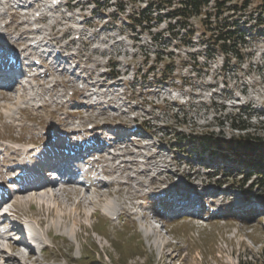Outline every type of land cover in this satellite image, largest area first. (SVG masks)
Returning a JSON list of instances; mask_svg holds the SVG:
<instances>
[{"label": "rangeland", "instance_id": "1", "mask_svg": "<svg viewBox=\"0 0 264 264\" xmlns=\"http://www.w3.org/2000/svg\"><path fill=\"white\" fill-rule=\"evenodd\" d=\"M5 1L2 5L0 4V18L4 17L5 22L8 21L6 13L9 12H13V14L16 11L28 12L32 17H35L36 11L44 10L45 20L43 22L45 23L42 24L43 27L49 28L55 25L49 35L51 42L65 48L69 42L65 56L74 55L77 57L81 64L80 68L86 67V74L91 78V81L97 80V76L105 70L102 68L108 57L117 61L116 69L121 73L120 78L114 81H110L107 74L100 77L99 82L104 80L106 85L100 87V95L96 97L102 100V103L95 107L90 106L94 101L77 93L78 84L74 83L77 77L69 76L66 72H59L57 75L60 78L65 77L64 82L67 87L64 89L63 86H57L54 90V97L49 84L36 88L35 92L33 88L26 89L20 84L13 85L11 90L0 89V143L3 148L9 147V150L17 147L12 154L13 163L9 166L17 164L18 161L21 162V153L18 151L20 149L22 151L21 143L15 142L14 138L26 137L25 141H28L31 137L46 135V129H41L40 122L45 124L46 120L50 122V115H54L51 122L55 130L67 128L71 123L77 125L80 121L87 124L100 121L99 124H108L110 129L113 124L114 126L131 125L132 118L137 115L140 120L149 121L148 128L156 135L155 138H150L151 132L146 134L140 131L141 136L137 138L142 142L144 141L142 137H148L146 142H150L148 147L151 146V152L157 151L158 153V157L154 160L159 163L157 168H164V172L162 171L161 175L155 178L156 165L150 161L154 155L147 158L139 150L138 154L130 155L132 159L129 160V163H125V160L122 159L112 169L111 174L116 173L117 175L116 183L118 185L116 184L115 187L118 188H115L116 191H114V180L113 184L98 189L90 185V176H86L88 179L86 183L89 186L85 187V190L77 189L76 192H70L75 196V199H77L76 193L81 192L80 197L83 198L81 209L85 211V215L80 217L77 224H74L73 221L67 223L63 218L61 220L62 210L58 212L60 217L58 215L52 217L53 212L46 205L44 209L37 205V208L29 210L27 205L29 202H24L17 209L23 216H37L36 221L41 218L43 221L41 227L53 230L50 235L54 232L62 234L60 238L53 239L52 242L51 238L49 241L45 237L50 244L46 258L53 259L54 263L56 261L59 264H88L90 262L86 263L81 259V251H84L92 253L97 258L92 261L94 264H102L99 260L104 261V264H263L264 191L261 190V186L254 184L252 192L241 189L238 180H240L243 171L235 170V167L238 166L235 157L222 159L219 158L220 156L214 157L212 153L199 152L202 150L199 144L193 146L197 151L193 152L192 145H189L188 140L189 137L191 139L200 138L205 133L226 137L239 132L245 133L246 131L232 129L228 123L230 122L229 117L238 113L239 106L248 104L252 107V111L249 112L251 116L246 117V124L250 125L248 131L260 135L264 139V117L255 116L256 110H260L264 105V25L254 28L256 39L251 45L252 47L245 50L248 55L239 61L231 59L227 69L221 68V54H216L215 59L211 61L205 59V42L203 43L198 35L194 36L192 40L194 45L189 48L186 45L178 46V41H173L166 49H168L167 51L175 50L174 57L176 59L171 60L170 53H165L163 61L157 64L154 62L153 52L158 51L157 48H162L164 45L156 46L154 42L149 41L145 34H138L139 40L133 39L131 33L124 31L120 21L105 23V20L97 15L93 17L89 7L86 10L81 9V5L86 0H77L80 5L74 10L67 8L64 3L53 9V3L50 0ZM65 1L63 0V2ZM252 1L248 13L256 17L261 0ZM18 2L21 7L17 9L15 5ZM20 21L22 20L19 19L12 24L13 27H18L19 34L13 32V28L8 33L10 37L7 42L14 41L10 45L7 44L8 46L0 44V47L10 50L24 45V48H20L18 51L25 58L28 55L26 52L33 54L35 48L26 44L28 37L24 33L31 25L20 24ZM250 21L253 22L252 25L255 24V19ZM0 26H3L1 21ZM39 32L40 30H37L32 33ZM65 32H67L66 38H63L62 35ZM183 33L185 31L181 30L180 35ZM78 35L80 38H77ZM3 38L5 36L1 35L0 42L3 41ZM163 38L166 39V36ZM164 39L159 42L166 43ZM39 46L37 45V47ZM190 52L199 56L197 62H194ZM166 62H174L172 69L175 70L172 73H167L165 81L159 84V78H165V75H155V79H153L148 67L156 66L158 72ZM67 67L71 70L72 65H67ZM42 80L45 79L41 77L37 83H41ZM70 89L76 90L75 101L71 100L65 105L68 109H72L70 111L74 112L76 116L64 119V113L59 111L57 114L53 111L55 107L62 108L58 104L66 100V97L60 94L69 95ZM17 90L18 92H16ZM8 91H11L9 94H20L18 98L20 102H14L12 94L13 99H2ZM172 91L175 92L171 93ZM21 94H23L22 97ZM128 100L132 102L128 103ZM82 101H85L89 106L84 107L82 104L78 106L77 104ZM77 110L80 116L77 115ZM243 118L245 119V117ZM58 121L60 123L56 126ZM115 129L117 130V128ZM71 131L81 133L84 132V128L74 127ZM100 137L102 139L104 135L102 134ZM185 137H187V141L182 139ZM179 139H182L183 142L180 143ZM69 141L76 144L73 139H69ZM62 142L64 145L66 144V140ZM141 142L138 141L140 144ZM175 144L179 146L175 147ZM41 145L43 143L32 147L38 150ZM51 146H55V144L52 142ZM9 154L10 152L2 154L4 163ZM122 155L115 154L112 156L114 160L111 162L129 156V152ZM138 158L146 161L139 162ZM33 161L35 160L33 159ZM163 164H168V166L165 167ZM141 166L144 169L140 170ZM5 168V165H1L0 158V178L3 177L2 172L5 174L14 173L8 171L9 167ZM248 169L246 168V170ZM217 170H225L226 174L231 176L230 180L226 176H221L228 182L224 188H228L229 185L238 187L231 188L230 193L228 190L223 192V189H218L219 183L216 182L215 177L207 176L211 173L215 176ZM132 171L136 173V180H133L131 176L134 175ZM125 172H127L126 175H124ZM151 177L155 178L152 182ZM150 182L153 189L150 188ZM174 185L181 191H188L192 188L200 191L203 187L208 188V196L203 197V201L213 205L214 208L221 205V212L216 215L205 206L198 216L185 214L173 219L163 229L161 220L155 223L152 221L155 211H158L160 206L156 207L153 203H149L146 200V195L150 191L160 197L163 194L160 192H164ZM246 185L249 186V183ZM204 191L203 189L202 192ZM219 193L225 194L218 196ZM248 193L250 195H247ZM19 195L20 201H23L22 195ZM85 196L89 197L88 200L92 199L93 203L89 204L84 199ZM61 198L66 202L67 197L61 196ZM13 200L9 205H12ZM168 201L170 199L166 203ZM212 201L215 205L212 204ZM113 203L119 205L120 208L117 211L111 209ZM131 204H137L134 207V213L128 207ZM103 205L104 212L107 214H116L119 211L124 214L118 220L116 216L113 219L109 218L100 211ZM95 211L96 213H94ZM208 211H210L209 219L201 216ZM162 218L164 219V217ZM11 219L16 220L15 218ZM56 222L63 225V228L57 227ZM162 222H165V219ZM101 225H106V236H103L99 230H97L99 232L96 231ZM69 228L71 232H67ZM15 232L16 234L18 232L20 237V231L16 227ZM34 235L37 239L40 236L41 241L43 240L40 231L37 230ZM25 241L30 249L27 240ZM21 242L25 245L24 239ZM23 251H26L24 247ZM30 251H26L24 254ZM16 253L20 254L19 251ZM30 254H35V252ZM36 255L42 258L38 253ZM75 258L77 259L71 260ZM7 263L19 264L15 260H9Z\"/></svg>", "mask_w": 264, "mask_h": 264}, {"label": "trees", "instance_id": "2", "mask_svg": "<svg viewBox=\"0 0 264 264\" xmlns=\"http://www.w3.org/2000/svg\"><path fill=\"white\" fill-rule=\"evenodd\" d=\"M110 0H97V9L106 11L105 5ZM138 0H116L115 14L126 13V7L131 4L130 13H127V24L132 33L148 31L152 34L151 39L155 45H164L161 49L165 52L168 45L178 41L179 45L193 46L192 40L196 35L197 26L202 29L199 37L205 42L206 60H214L216 54L224 55V66L228 67L231 59L240 60L247 53L245 49L250 47L251 42L245 29L241 27L238 12L246 8L248 1L242 4L235 0H151L145 7L137 6ZM141 1V0H139ZM213 2V4H211ZM242 7V8H241ZM264 14V0L261 5ZM166 11V12H161ZM167 20V28L164 32L152 33V28ZM264 22V18L262 19ZM185 33L180 35V31ZM166 36V39L163 37ZM165 40L163 43L160 40ZM161 56V52H157ZM194 62H197V54L192 53ZM171 65H167V72H170ZM165 71V72H166ZM244 115V114H243ZM242 115L232 120L233 126L245 133L234 134L231 138L214 137V133L204 135L201 140L215 144L220 150H233L238 157L245 155L248 165L256 166L260 170L257 178V185L264 191V139L260 135L248 131L250 125L246 124ZM196 138H193L195 142ZM202 142V145H205ZM254 185V184H253ZM253 187H251L250 191ZM262 256L264 258V249ZM264 264V263H263Z\"/></svg>", "mask_w": 264, "mask_h": 264}, {"label": "bare ground", "instance_id": "3", "mask_svg": "<svg viewBox=\"0 0 264 264\" xmlns=\"http://www.w3.org/2000/svg\"><path fill=\"white\" fill-rule=\"evenodd\" d=\"M0 50H2L3 53H6L7 51H9V49L7 50V49H5L3 47H0ZM15 51L17 53L18 50H15ZM4 63L5 64H0V66L10 67L9 71L11 72V74H0V77H3L5 79H9L10 75H12L14 77L15 75H13L12 73L16 72L18 70H16L13 65L7 64L6 62H4ZM31 69H32V67L30 66V71L29 72H31ZM34 77H36V76H34ZM13 85H15V84H12L11 82H9L7 84L6 88L8 90H11ZM18 90L16 92H18ZM9 92H11V91H8L7 93H5L4 97H2V99L11 100V99L14 98V100H15L14 102H20V100H18L20 94L17 95L15 93L16 95L13 96V98H12V96L9 95ZM23 94H24V92H23ZM23 94H21V97H22ZM1 95H2V93H1ZM79 148H82V146H79ZM18 151L21 153L20 154V158L23 159V160L24 159L25 160H28V159L29 160L30 159L33 160L34 159L36 161L38 159L39 152L37 153L38 150L35 149L34 147H29L28 149H23L22 148V151H21V149L18 150ZM61 154L64 156V159H65L64 161H67L68 159H71V158H74L75 156H78V150H76V153H72V155H65L64 153H61ZM113 160H114V158H112V157L110 159H106L105 161L107 162V166H109V164H112L111 161H113ZM109 162H111V163H109ZM34 166H36V165H34ZM34 166H31L30 168H28L29 166H27V162L26 161L23 162V163L18 161V163L15 164L13 167H10L8 169V171H13L15 173L16 170L19 171L20 169L23 170V168H25L26 169L25 174H26V173H28V171H27L28 169H35ZM110 172H112V170ZM33 176H35V174ZM20 178H21V176H17V179H20ZM6 183L10 184V183H8V180H6L5 178H2L0 180V184H6ZM111 184H113V182H108V184L105 183L102 187H98V189H101L104 186L105 187L109 186ZM90 185L93 188H97V185L93 181L90 182ZM84 188H85L84 186H82V187H80V186L78 187L77 186L76 189H72V190H68L67 191L66 187H64L62 184L59 187L57 185H53L51 182H48V183H46L44 185L43 184L42 185H37V186H34V187L31 185V183L30 184H24L20 188V190L18 191V193L22 195V200L23 201H20L19 200L20 198H19L18 199L19 201L17 200L18 201L17 205H18V208H19V207H21V205L24 202H29V204H30L29 207L31 208L33 205H35L36 201H38L39 202V206L42 207V209H44V206L46 205L51 210V212H53V216H52V213L50 212L52 217H56L57 215L59 216L58 212H60V210H62L63 213H61L62 214L61 217L59 216L61 218V220L65 219L64 221H66L67 223H71L73 221L74 224H77L80 221L79 220L80 217H83L85 215V211L83 209H81V202H82L83 198L80 197L81 192L76 193L77 199H75V196L71 195L70 192L71 191L76 192L77 189L85 190ZM58 191H60V192H58ZM1 195H2V200H1V203H0V209L4 205L8 204L7 200H9V198L5 197V194L3 192H1ZM61 196L67 197L66 202H64L62 200ZM87 198H89V197L85 196L84 199H86L89 204L93 203L92 199L88 200ZM181 200H184V198L180 199L178 197H175L173 199H170V201H168V203L180 202ZM186 200L188 201L189 204H192V201H193L192 199L186 198ZM68 202H70V203L68 204ZM118 206H119L118 204L113 203V204H111V209L117 211L118 208H120ZM13 214L16 215V216H21V215L23 216V214H21L16 209L13 211ZM24 217L28 218L29 216L26 215ZM2 218H3L2 222H4L5 220L9 221V216H7V215H3ZM31 218L35 219V218H37V216L36 217H31ZM2 222H0V224ZM42 222L43 221L41 220V218H39V220H37V223L40 226L42 225ZM10 223H13L14 226L16 225L14 222H10ZM56 225H57V227L59 226L60 228H63V225H61L60 223L56 222ZM32 231L34 233H36L37 230H34V227H33ZM32 231H31V233H32ZM52 232H53L52 229L51 230L47 229V234L49 236H50V233H52ZM67 232H71V229L69 228L67 230ZM5 233H6V231L3 230V236H4ZM20 233H21V236L18 238V241L14 242V243L11 242V238L10 237L0 238V264H8L7 262L9 260H15L19 264H29V262H36V261L39 260L35 256V254H30L31 252L34 253V251L31 248L29 249V247L26 245V241H25V240H27L25 238V234L26 233L23 231V229L20 230ZM23 239H24L25 245L21 242ZM38 239L41 241L40 236H39ZM23 247L25 248L26 251H29V250H31V251L26 253V254H24V252H26V251H23ZM17 251H19L20 254H17L16 253ZM91 264H94V262L91 263Z\"/></svg>", "mask_w": 264, "mask_h": 264}]
</instances>
